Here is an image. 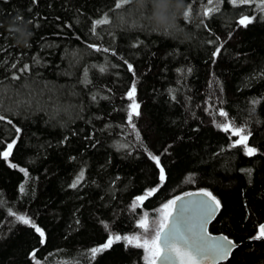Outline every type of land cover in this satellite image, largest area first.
I'll return each instance as SVG.
<instances>
[{
  "label": "trees",
  "instance_id": "16d2710c",
  "mask_svg": "<svg viewBox=\"0 0 264 264\" xmlns=\"http://www.w3.org/2000/svg\"><path fill=\"white\" fill-rule=\"evenodd\" d=\"M116 3L0 0V151L16 140L9 158L0 157V264H147L143 249L123 240L94 259L89 250L110 232L139 234L145 213L148 221L170 198L201 189L220 202L209 231L237 246L218 264H263L264 239H253L264 219L260 0H222L207 17L208 0H185L191 15L168 34L153 30L130 0ZM17 14L31 21L27 47L7 29ZM242 15L252 22L240 25ZM133 81L139 115L130 123ZM222 122L250 133L255 154L232 147L238 137L216 126ZM150 154L160 158L163 183ZM152 188L133 210L135 197ZM10 209L31 218L45 242Z\"/></svg>",
  "mask_w": 264,
  "mask_h": 264
},
{
  "label": "snow or ice",
  "instance_id": "6c2138e0",
  "mask_svg": "<svg viewBox=\"0 0 264 264\" xmlns=\"http://www.w3.org/2000/svg\"><path fill=\"white\" fill-rule=\"evenodd\" d=\"M129 0H117L115 7L120 9L124 4H127ZM222 0H215V4L213 0H208V5H212V7L202 6L201 14L205 17L211 15L214 12L219 11V5ZM233 5L237 4H250L252 0H230ZM258 8L261 12H264V0H260ZM192 11V6L188 5L187 9L184 13V17L187 19L190 17ZM107 16L100 20H96L93 22L92 32L95 33L96 26L99 24L108 23ZM252 22V18L248 15H242L239 24L246 26L247 24ZM104 51H108L105 49ZM221 49L217 48L213 53V56H216L220 53ZM15 67V65H13ZM27 65H25L24 70H27ZM105 69L101 67V71ZM128 70L133 71V66L128 64ZM17 79L18 77H13ZM136 91V82L133 81L131 87L126 93L127 97L132 101L128 106V120L131 123L133 119V115H139L138 108L139 105L136 104L134 96ZM255 103V101H254ZM220 116L226 117L227 113L221 111L219 113ZM4 116H0V120H4ZM221 130L228 132L230 129L232 130V134L237 136L232 147L237 145H242L244 147L245 154L248 156H252L255 154L256 149L249 147L247 145L248 136L250 133L245 135V129L241 127H236L233 123H219L216 125ZM16 132L19 133L20 129L17 128ZM16 144V140L13 139L11 143L7 144V147L4 151H0V157L7 160L9 156L12 154V149ZM151 159L156 162L157 167L160 172V182L163 183L165 180V172L163 167H160V158L155 155H151ZM13 168L17 166L15 164L10 165ZM20 171L25 173V176L28 175L27 171L23 168ZM250 172V170H245ZM83 178V173L77 177V180L71 185L72 187H76L77 183ZM21 192L24 190V185L20 186ZM157 191L156 188H152L147 190L143 195H139L135 197L131 204V208L135 210L138 207V204H142V202L152 196ZM185 195H199L201 197H206L207 199H200L196 202L197 207L200 210V214L195 223H185L182 221L181 217L178 215L173 219L171 223L168 222L167 217L171 216V213L167 210L176 205V201L180 200V197H175L172 200H169L166 204L162 205L164 211V218L158 227L155 228L154 233L150 229L147 222V213L137 222L138 228L142 229L143 232L147 235L142 236L141 234L134 235H114L111 232L108 235L107 241L100 245L99 247L91 248L90 255L94 259L98 253H102L104 250L109 249L115 242L123 240L126 246H134L137 248H142L147 253V264H200L201 261L211 262V264H215L216 261L226 259L232 250L237 247L232 240L228 237H210L206 234L205 225L209 221V219L214 216L217 209L220 207V202L212 195V193L201 189L199 193L192 194L186 193ZM3 205V201H0V206ZM181 206V210H182ZM9 214L14 216L15 220L24 225H30L35 232L40 235V243L43 244L44 241V231L39 228L31 218L23 214H16L9 210ZM105 228H109L108 225H105ZM148 236L151 238L149 239ZM264 238V224H260L258 226L257 235L253 237V239ZM34 256V254H33Z\"/></svg>",
  "mask_w": 264,
  "mask_h": 264
},
{
  "label": "clouds",
  "instance_id": "9594fccd",
  "mask_svg": "<svg viewBox=\"0 0 264 264\" xmlns=\"http://www.w3.org/2000/svg\"><path fill=\"white\" fill-rule=\"evenodd\" d=\"M144 13L146 22L153 30L168 34L177 26L178 19L184 17L187 9L185 0H130ZM31 21L17 14L7 22V29L18 46L27 47L32 36ZM2 26V25H0Z\"/></svg>",
  "mask_w": 264,
  "mask_h": 264
},
{
  "label": "water",
  "instance_id": "95a60500",
  "mask_svg": "<svg viewBox=\"0 0 264 264\" xmlns=\"http://www.w3.org/2000/svg\"><path fill=\"white\" fill-rule=\"evenodd\" d=\"M199 192L200 191H190V192H186V193L197 194ZM186 193L179 195L178 197H180L181 199L177 200L176 205L172 206L170 208L169 212L171 213V216L167 217V220L169 223H171L173 221V219L176 218L178 215L181 217L182 221L185 223H195L196 222V220L200 214V210L197 207L196 202L199 201L200 199H207V198L201 197L199 195H185ZM181 206H183L182 210H181ZM218 211H219V208L215 212L214 216H212V218L209 219V221L205 225L206 234L210 237H217V238L222 237V236L227 237L226 235H224L222 233H212L209 231V225L214 220V218L216 217ZM260 224H264V219ZM257 231H258V227H257ZM230 240H232V239H230ZM234 244L236 245L235 242H234ZM230 254H229V256H230ZM229 256L224 260L216 261L215 264H218L220 262L227 260L229 258ZM158 264H159V262H158ZM200 264H211V262L201 261ZM263 264H264V261H263Z\"/></svg>",
  "mask_w": 264,
  "mask_h": 264
},
{
  "label": "rangeland",
  "instance_id": "374dc122",
  "mask_svg": "<svg viewBox=\"0 0 264 264\" xmlns=\"http://www.w3.org/2000/svg\"><path fill=\"white\" fill-rule=\"evenodd\" d=\"M236 139H238V138H236ZM175 197H176V196L170 198L169 200H172V199H174ZM169 200H167L164 204H166ZM164 204H163V205H164ZM170 208H171V207H170ZM170 208L167 210L168 212H169ZM164 211H165V210H164V209L162 208V206H161L160 211H158L157 215H155L154 217H149V216H148V221H147V222H148V225H149L150 229L153 231V233H154L155 228L159 226V224L161 223L162 219L164 218ZM139 234H141L142 236L147 235V234H145V233L143 232V230H141V232H140ZM148 238L150 239L151 237L148 236ZM143 252H144V259H145V261L147 262V258H148V257H147V253L145 252L144 249H143Z\"/></svg>",
  "mask_w": 264,
  "mask_h": 264
}]
</instances>
